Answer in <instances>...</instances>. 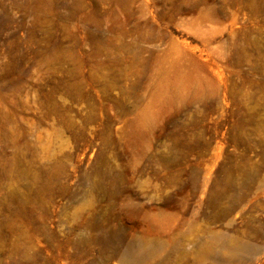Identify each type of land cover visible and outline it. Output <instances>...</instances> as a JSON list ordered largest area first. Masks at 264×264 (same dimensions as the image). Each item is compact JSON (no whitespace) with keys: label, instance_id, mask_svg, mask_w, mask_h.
I'll return each instance as SVG.
<instances>
[{"label":"rangeland","instance_id":"obj_1","mask_svg":"<svg viewBox=\"0 0 264 264\" xmlns=\"http://www.w3.org/2000/svg\"><path fill=\"white\" fill-rule=\"evenodd\" d=\"M0 264H264V0H0Z\"/></svg>","mask_w":264,"mask_h":264},{"label":"bare ground","instance_id":"obj_2","mask_svg":"<svg viewBox=\"0 0 264 264\" xmlns=\"http://www.w3.org/2000/svg\"><path fill=\"white\" fill-rule=\"evenodd\" d=\"M146 249L142 247V249H138L135 253V255H130V254H127L126 256V259L127 260H132L134 257H141V256H144V254L146 253Z\"/></svg>","mask_w":264,"mask_h":264}]
</instances>
